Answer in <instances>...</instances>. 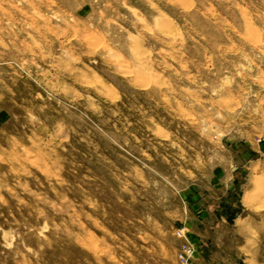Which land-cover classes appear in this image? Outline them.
I'll return each mask as SVG.
<instances>
[{
	"label": "rangeland",
	"instance_id": "374dc122",
	"mask_svg": "<svg viewBox=\"0 0 264 264\" xmlns=\"http://www.w3.org/2000/svg\"><path fill=\"white\" fill-rule=\"evenodd\" d=\"M263 109L264 0H0V264H192Z\"/></svg>",
	"mask_w": 264,
	"mask_h": 264
},
{
	"label": "crops",
	"instance_id": "0c3cea01",
	"mask_svg": "<svg viewBox=\"0 0 264 264\" xmlns=\"http://www.w3.org/2000/svg\"><path fill=\"white\" fill-rule=\"evenodd\" d=\"M245 138L221 143L205 189L187 194L192 264H264V109Z\"/></svg>",
	"mask_w": 264,
	"mask_h": 264
},
{
	"label": "built area",
	"instance_id": "2783aa9c",
	"mask_svg": "<svg viewBox=\"0 0 264 264\" xmlns=\"http://www.w3.org/2000/svg\"><path fill=\"white\" fill-rule=\"evenodd\" d=\"M179 236L182 237L183 235L180 233ZM190 250H191V249H188V251H190ZM186 253H187V252H186ZM187 254H188V253H187ZM181 259H182L183 261L186 262L185 255L181 256Z\"/></svg>",
	"mask_w": 264,
	"mask_h": 264
}]
</instances>
